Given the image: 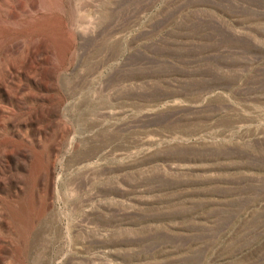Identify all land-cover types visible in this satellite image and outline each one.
Wrapping results in <instances>:
<instances>
[{"label":"rangeland","instance_id":"374dc122","mask_svg":"<svg viewBox=\"0 0 264 264\" xmlns=\"http://www.w3.org/2000/svg\"><path fill=\"white\" fill-rule=\"evenodd\" d=\"M15 6L0 264H264V0Z\"/></svg>","mask_w":264,"mask_h":264},{"label":"bare ground","instance_id":"6f19581e","mask_svg":"<svg viewBox=\"0 0 264 264\" xmlns=\"http://www.w3.org/2000/svg\"><path fill=\"white\" fill-rule=\"evenodd\" d=\"M15 2L16 0H0V36L3 35L6 31L8 33H12L13 31V28H9V27H12V26H15L17 23H16V16H14L16 14L15 12ZM4 6L6 8H4ZM6 13V15H3L2 13ZM14 14V15H13ZM17 15V14H16ZM11 19V20H10ZM13 20V21H12ZM4 32V33H3ZM10 33V34H11ZM1 42V41H0ZM9 43V42H8ZM3 48H2V45H0V86L3 87L4 89V92L6 94V97H7V101H8V104L12 106V108H10L8 110V114H13L14 113V105L11 104V96H12V92L11 90L9 89V84H8V80H6L5 78H3V76L1 75V64H2V60H3ZM10 60V59H9ZM8 63V62H7ZM15 64V63H14ZM9 66V65H8ZM10 67V66H9ZM11 67H15L14 65H11ZM2 103H4L3 100H0V108L4 107L5 105H2ZM16 111V110H15ZM18 114V112H17ZM14 115V114H13ZM9 116V115H8ZM8 116H4V117H0V121L2 122L0 124V128L3 130V132L5 131V126H6V123H7V119H8ZM10 117V116H9ZM4 120V122L2 121ZM23 121V120H22ZM2 132V131H1ZM1 134V136L5 135V134ZM7 136V135H6ZM9 136V135H8ZM13 138V137H12ZM8 142H11L10 144V147L13 148V139H6V143L8 144ZM13 152V151H12ZM14 195V194H13ZM0 199H2V197H0ZM0 210H1V207H0ZM8 226H9V229L11 230L12 229V223L9 222V221H6ZM4 238H2V236H0V241L3 240ZM4 241V240H3Z\"/></svg>","mask_w":264,"mask_h":264}]
</instances>
